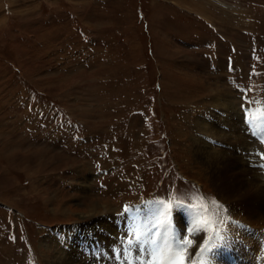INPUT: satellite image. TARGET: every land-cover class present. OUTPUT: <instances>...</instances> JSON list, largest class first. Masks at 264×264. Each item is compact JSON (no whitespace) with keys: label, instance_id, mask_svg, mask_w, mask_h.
Wrapping results in <instances>:
<instances>
[{"label":"rangeland","instance_id":"obj_1","mask_svg":"<svg viewBox=\"0 0 264 264\" xmlns=\"http://www.w3.org/2000/svg\"><path fill=\"white\" fill-rule=\"evenodd\" d=\"M262 113L264 0H0V264H168L177 210L222 214L201 155L264 174Z\"/></svg>","mask_w":264,"mask_h":264},{"label":"bare ground","instance_id":"obj_2","mask_svg":"<svg viewBox=\"0 0 264 264\" xmlns=\"http://www.w3.org/2000/svg\"><path fill=\"white\" fill-rule=\"evenodd\" d=\"M215 95L216 96L213 97V102H214V105L217 107V106L221 105L219 103L220 96L226 97L227 93H222L221 91L216 90ZM218 96H219V98H217ZM205 124L206 123L204 122V119L201 118L199 129L201 130L203 137L205 135ZM220 126H221V123H220ZM237 129H239V128H237ZM237 129H235V130H237ZM253 129H254V127H252V125H250V124H248V130H247V128L242 127V131H243L242 136H243V140H244L243 141L244 152H242V154L245 155V153L247 151L249 154L254 149L252 152V156L251 157L248 156L250 159L248 157L247 158L250 161H252V163H254V160L257 163V159H256L257 156H255V154L258 153L257 151H260L259 149H261V147H264V143H262L260 141L258 142V140L256 138L254 139L252 137L251 131ZM209 130H214V129L210 128ZM248 131H249V133H248ZM214 135L217 136L218 138H220L218 136V134L214 133ZM220 135L222 137L226 136V134L223 131H220ZM242 136H240V137H242ZM212 139H214V138H212ZM209 141L210 140H205V143L212 148H217V146H215V145L212 146L211 141H210L211 143L209 144ZM204 147L205 146L203 145L202 148H204ZM199 152L201 153V151H199ZM223 157L224 158H220V159H222L224 161L229 160V158H226L227 156L223 155ZM253 158H255V159L253 160ZM199 161L202 162L204 164V166L207 167L206 168V176L208 178H210V176H213L210 173L211 169L209 168V165H211V163H212L215 165V168H217V174L215 177L217 179H219V181H216L214 179L213 181H215V182H214L213 186H215L217 189H219V193L217 192V194H218L219 199H220L219 209L221 210L222 214L219 217H217V221L214 218L213 220H211L207 224V227L210 229V231L205 232V231H203V229L206 227V225L201 224V223H197L196 222V215L194 213H192L191 211H187V210L183 211V209L177 210L179 213V216L182 218L181 219L178 217L179 221L181 222L179 228L186 230L185 234H182V235H187L189 229H191L193 232L192 236H193L194 240L196 241V243L194 244L193 248L191 249V254L193 256V259L196 261V264H264V174L261 173V171L256 170L255 174L252 175L253 171L250 173L249 168H248V164L243 159V157H240L239 160L237 159V161H239V163L236 164L234 171H229L225 166L226 164L217 158L216 159H213V158L209 159V158L201 155V158L199 159ZM235 171H237V172H235ZM240 176L245 177V178H243V180H240L239 179ZM245 207H247L249 211H247V212L244 211ZM93 211H96V208L93 209L92 212ZM102 213H104V212H102ZM90 215H92V214H90ZM88 216L89 215H87V217ZM100 217H102V216H100ZM106 217H108V216H106ZM85 218H86V216H85ZM184 220L187 222V225H186V222H184ZM122 221L123 220L119 221V219H117L116 221H113V222L121 223ZM122 229H124V228H122ZM217 233L219 234V236H217ZM204 236H212L216 241V246L210 252L203 254L204 259H203V261H201L200 257L195 256V253L199 250V244L203 242ZM129 238H131V240H132V239H135V236L130 235ZM79 239H80V237H79ZM150 240H152V239H150ZM168 241H169V239H168ZM126 242H125V244H126ZM96 248L99 249V246L98 247L96 246ZM137 249H139V248H137ZM154 252H152V253H154ZM75 254L76 255L71 254V256H72L71 258L74 260H76V259L78 260L79 257L82 255V253H79V254H81V255H79L78 252H75ZM91 254L93 255V252ZM92 257H93L92 258L93 261H95L96 257H94V256H92ZM103 257L105 259L109 258V257H107V254H105ZM89 258H90V255L88 253V262H89V264H93L94 262L92 261L91 258L90 259ZM101 260H103V259H100L99 261L102 262ZM123 261H125V260H123ZM190 264H191V262H190Z\"/></svg>","mask_w":264,"mask_h":264},{"label":"snow or ice","instance_id":"obj_3","mask_svg":"<svg viewBox=\"0 0 264 264\" xmlns=\"http://www.w3.org/2000/svg\"><path fill=\"white\" fill-rule=\"evenodd\" d=\"M162 207V211L160 216L157 218L154 227L163 226L168 223L172 217V206L166 204L165 201H157ZM182 205L179 203L176 205L177 209H179ZM188 207L192 208L194 206L189 205ZM127 211V209H125ZM196 222L206 225L203 231L208 232L210 229L207 227L208 221L203 217V214L199 209H196ZM157 236L160 235L159 229L157 227V232L155 233ZM193 235L191 229H189L188 234L182 236L180 239L175 241V244L168 243L166 249H160L155 253L156 257H159L162 253H166L168 264H188V256L189 250L193 248L196 241L194 239H190L189 237ZM217 236L219 234L217 233ZM216 246V241L212 236H204L203 242L199 244V250L195 253L196 257H200L201 261H203V254L210 252ZM156 264H163L162 261H157ZM191 264H196V261L193 259Z\"/></svg>","mask_w":264,"mask_h":264}]
</instances>
